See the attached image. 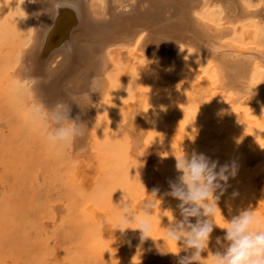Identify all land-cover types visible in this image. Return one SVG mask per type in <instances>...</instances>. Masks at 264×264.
Segmentation results:
<instances>
[{
    "label": "bare ground",
    "instance_id": "6f19581e",
    "mask_svg": "<svg viewBox=\"0 0 264 264\" xmlns=\"http://www.w3.org/2000/svg\"><path fill=\"white\" fill-rule=\"evenodd\" d=\"M145 2H147V7H144ZM253 2L255 3L252 4ZM0 5V15L4 14L7 9L10 10L12 6L16 5L20 7V11L18 12L20 14V16H18L20 17L19 22H21L22 25L24 23L26 26L24 29H27V34L22 31L27 35L24 36L27 37V40L23 38L26 40L25 46L19 49L18 53L16 52L18 56H15L17 57L15 60L17 61V67L15 71L13 69L14 74L12 75L15 81L19 84L29 83L34 108L38 110L42 116H44L53 105L63 101L70 104L71 111L69 119L76 120V117L79 116L80 119L78 123L83 124L86 128L85 134L83 136H77L72 142L73 153L76 155V161H79L77 163V169L80 174L83 175V179H85L86 182L90 181L89 175L93 173V170H97L99 167L96 163L97 156L94 150H97V148L101 146L102 141H104L105 136H107V132L102 129L103 118L105 119L109 116V111L112 114L114 107L110 108L111 105L109 106V104L114 103L118 105V114L121 115V120H123V125L120 130H122L128 140V155L134 160L135 158L137 159V166H143L145 175L149 173L150 176H152L151 178H153L158 174L156 170L150 166L152 161L155 160L154 152L163 155L161 157V162L163 157L167 158L164 160L169 162L168 165L164 167L165 171H163L165 173H163L164 194L157 195L156 198L158 200L155 201V206L152 210H149L151 215L157 206L161 215L172 217L169 215V209H171L170 206L173 204L172 202L175 198L167 195V193L171 191L170 183L176 182V176L180 174L175 168V157H180L184 153L190 156L195 152L197 154H204L210 161H217V171L220 166L226 164L225 161L232 160L237 171L236 173L241 175L242 181L244 180L242 185H245V191L247 192V196L243 195L247 197L246 202H244L245 209L254 207L256 213L264 218V49L261 48L264 45L258 46L254 43L256 40H254V42L251 41V39H258L257 36L259 34V37L264 38V36H262L264 32H261L262 29L259 28L264 25V0H138L134 6L131 4V0H0ZM126 7H130L131 10L125 11L124 9ZM15 10H17V8ZM215 16L216 18H214ZM9 17L14 20L12 15ZM261 28H264V26ZM13 29H15V27ZM20 29L21 28H19V30ZM234 35L237 36L236 39L233 38ZM19 36L22 37L23 35L20 34ZM23 39L22 41L24 42ZM20 41L21 40H19V43H21ZM257 42L259 43V40ZM21 45L24 44L21 43ZM180 49H182V51H180ZM119 51L123 52L121 53ZM5 59H3V61ZM126 62H132V65H134L133 67L138 69V73L143 75L142 81L140 79L137 80L138 78L136 79V81H139L137 84L132 80V82L136 84V90L140 92L141 86H149V91H151L152 94L151 99L153 107L146 109V111L148 110L147 112L150 114L149 117H152L151 120L148 116L147 120L142 117L141 110H143V103H145L143 101L147 100V97L144 100L142 99L143 93L140 95L137 94L138 92L133 94L128 103L117 101V96L119 94L117 88L120 90L121 86L119 87L116 85V82H119L115 79L113 80L114 77L112 74L117 70H121ZM14 64L16 66V62H14ZM127 72L131 74V71L126 70V72L120 73L119 77L125 76ZM3 76L5 77V75ZM7 76L9 77L8 74ZM93 77L98 78L95 85L98 91L90 93L89 101L82 94L88 91ZM127 78L129 77L127 76ZM8 80V82H11V79ZM134 83L131 84L134 85ZM14 86L17 87L16 84ZM20 87H18V89ZM11 89L13 90L14 88ZM20 96L21 95H19V97ZM73 98L80 104L82 109L76 103H73ZM123 101H126V99H123ZM10 104L11 103H9V105ZM14 104H16V102ZM115 113L117 114L114 109V114ZM20 116L22 115L20 114L18 117ZM15 117L18 121L23 118L22 116L19 120L17 115ZM25 119L28 118L25 116ZM106 120L108 121V119ZM28 121L27 124H29ZM49 123L51 125L50 121ZM30 127L32 128V125ZM30 127L28 126L29 129ZM151 127L164 137V141H162L164 143H162L160 152L157 150V147L152 151L153 147L150 148V142H146V136H148L147 133ZM199 132L201 142H204L203 144L206 146L205 150L193 148L191 146L188 147L187 145L188 148L179 149L180 145L185 140L192 141L191 144H193ZM96 136H98L97 140L95 139ZM27 140H29V138H27ZM196 145L199 146L202 144L198 143ZM26 148L24 149L26 150ZM21 150L22 149H20V151ZM178 150H180L179 153H177ZM156 159L158 160L159 158ZM133 162L134 161H132V163ZM158 162L159 160L157 163ZM165 162L163 161V163ZM132 169L131 167V170ZM75 171L76 169H74V172ZM121 173H123V169ZM140 173L141 172L137 174ZM97 175L99 176V173H97ZM142 175H144V172H142ZM75 176L73 177L75 178ZM113 177L111 179L112 182ZM237 179L233 178L230 180L235 184ZM227 184L229 183L227 182ZM79 185H81V183H79ZM82 185H85L84 182ZM146 186H148V184H146ZM83 187L84 186H82V188ZM108 188H110V186ZM138 190L139 189L131 192L129 198L125 196V200L130 204L129 207L140 212L142 215L141 218H143L144 201L146 199L152 200L154 197L151 196V189H149L150 191L145 189ZM125 192L129 193L128 191ZM231 193H233V190ZM68 194L70 195V193ZM79 194H81V191ZM84 195L82 191V196ZM226 195L224 193V197ZM77 196L80 198L81 195ZM229 196H234V194H230ZM160 198L164 201V206L160 204ZM224 199H226V197ZM224 199L222 198L220 200L222 201ZM242 199H244V197ZM73 200L76 201L77 199L74 198ZM224 201L227 202V200ZM240 201L239 204L242 205L243 200L241 203ZM229 202L230 201L227 203ZM95 203L94 201L93 204ZM73 204L75 205V203ZM99 205H101V203H99ZM68 206H70V204ZM221 206L222 205H220V207ZM91 207L93 209L94 206L91 205ZM10 208L12 209V206ZM85 208L87 209V207ZM101 208H103V206ZM252 208L251 210H254ZM11 209L10 211L13 210ZM86 209L84 211L85 213L88 212ZM228 210L230 211V209ZM14 211L15 209L12 212L13 214L16 213V211ZM90 211L91 210H89L88 214L91 215ZM84 212L82 211V213ZM134 213L137 214L136 212ZM102 214L103 213H100L101 216L99 214L97 215L98 219L100 217L101 222L103 219L105 220V216L103 215L104 217H102ZM97 223L95 220V225ZM3 224L5 227L10 225L6 226L5 223ZM13 224H11V227ZM117 225L118 224L113 227ZM18 227L21 228V225ZM110 227L112 226L110 225L109 228ZM75 228H77V226ZM152 228L150 233L151 237L141 241V234H139L135 238L137 252L141 262L139 264H178L177 259L181 257V252L179 256L171 253L178 250L176 245L172 241L166 240L171 246L170 249L166 242L162 240L161 231L158 228ZM217 228H215V230ZM94 230L93 227L92 234L90 233L91 236L89 237L93 240H95V238L99 240L100 237H96L98 231L96 232ZM110 230L111 229H108V231ZM7 232H10L9 229ZM13 232H15V228ZM88 232L86 231V233ZM223 232L225 235L226 232ZM110 233H112V231H110ZM117 233H119V231ZM124 233L120 235L125 238L126 234L124 235ZM213 233L214 232H212V234ZM114 234H116V232H114ZM220 234L223 235L221 232ZM93 235H95V238ZM19 236H22L21 232ZM122 236L121 238L124 239ZM219 236L221 237V235ZM80 237L83 238L82 236ZM112 237L114 236L112 235ZM16 238L17 237H15V239ZM75 239H73V241H75ZM104 239L106 238H103V241H101L104 242ZM82 240L83 239L80 241ZM90 241L89 239V242ZM109 241L111 242V240L108 239V242ZM116 241L115 239V242ZM89 242L87 243L88 247L90 245ZM115 242L114 244H111V242L110 245L107 246L111 247V245L115 246L119 244ZM126 242L128 241L126 240ZM92 244H94V246L98 245L96 249L102 248V250L100 249L101 253L99 249L90 253L96 251V253L105 256L104 253L107 252L106 256H109L108 250L110 249L108 247V249L103 248V246L108 243H103L102 247H99L102 243L99 245V243L95 244L93 241ZM88 250H90V248ZM120 250L122 251V248ZM102 251L105 252L102 253ZM208 251L209 250H207V252ZM204 252L206 254V251ZM91 255L92 254H90V258L93 257ZM81 259L83 260L84 258ZM79 261L80 264L81 260Z\"/></svg>",
    "mask_w": 264,
    "mask_h": 264
},
{
    "label": "rangeland",
    "instance_id": "374dc122",
    "mask_svg": "<svg viewBox=\"0 0 264 264\" xmlns=\"http://www.w3.org/2000/svg\"><path fill=\"white\" fill-rule=\"evenodd\" d=\"M254 3L255 2H253L252 4H254ZM0 7H1V5H0ZM16 8H17V10H15ZM19 9H20V7L15 5V6L10 7V10L7 9V11L4 13L6 15H4V14L0 15V18H1L0 19V25L2 24L0 26V55H3V56H0V71H1V73H0V77H1L0 78V85H1L0 86V217H1L0 223H2V224H0V264H39V263L40 264H66V263L72 264L73 262H75L73 264H77V263L79 264V262H80L79 260H81L80 264H87V263L91 264L92 262H93L92 264H102V263L103 264H120V263L121 264H139L141 262H140V258L138 256L137 243H136L135 238L139 234H141V231L139 229L133 230L134 228L137 227V225L136 224H130L129 225V227H131L133 229H131V230L127 229L124 231L125 233L123 232L124 235L126 234L125 238L122 235H120L123 233H121V231L119 229L116 230L115 227H113V226H115L116 224H119L121 217L123 215V207L124 206L127 207L129 212H131V213L136 212L137 217H140V218L142 217L141 213L136 211L135 209L133 210L132 208H130L129 207L130 204H128V202L125 200V196L127 198H129L131 192H134L137 189H139L138 191L144 190V189L150 191L149 189H151L150 193H152L153 189H158L159 191H158L157 195L164 194L163 193V191H164L163 181H164V174L165 173L163 171H165L164 167L166 165H168L169 162L164 160V159H167L164 157L162 158V162H161V157L163 155H159L158 153L154 152L155 160L152 161L150 166H151V168H154L158 174H156V177H153L154 179L151 178L152 176H150L149 173L145 175V171L143 169V166H137V159L135 158V160H136L135 161L133 158H131L130 155H128L129 154L127 151V150H129L128 146H127L128 140H127V137H125V134L122 132V130H120L121 126L123 125V120H121L122 119L121 115L118 114L119 113L118 112V105H116L114 103L113 104L110 103L109 104V106L111 105L110 108L114 107L113 111L111 110L112 114L110 113V111L108 112L109 116L105 119L103 118V123H102L103 127L101 126L103 131L107 132L106 133L107 136H105V139H104V141H102L101 146L99 148H97V150H94V153L97 156L96 157L97 158L96 163L99 166L98 167L99 170H98V168H97V170L96 169L93 170V173H91V175H89L90 181L86 182V180L83 179V175H81L79 170L77 169L78 168L77 163L79 161H76V157H75L76 155H75V153H73L74 152L73 151V143H72L73 141H71L69 143H65V144L53 145L47 139L45 140V138H46L45 128L51 126L49 121H47V120L44 121L45 120L44 116H42L40 114V112L34 108V104H33V101L31 99V92H30L29 83L19 84L15 81L14 76H12L14 74L13 69L15 71V68L17 67V61H15L17 59V57H15V56L16 55L18 56V54H17L18 50L21 48H24L26 40H27V37H24V36H27L26 35L27 29H24L26 26L24 23L22 25V23L19 22V19H20V17H18V16H20V14L18 13L20 11ZM9 13H10V15H12V17H14L13 18L14 20H12V18L9 17L10 16ZM16 15H17V19H16ZM5 16L7 19L5 18ZM214 18H216V16ZM3 20H4V22H3ZM7 23H9V24H7ZM4 26H5V28H4ZM12 26H13V28L15 27V29H13ZM262 26H264V25H262ZM262 26H260L259 28L262 29L261 32H264V28H261ZM19 28H21V29L19 30ZM2 30H3V32H2ZM17 31L19 34L17 33ZM22 31L25 32L26 34L23 33ZM13 33H14V36H16V37L13 36ZM20 34L23 36L20 37L19 36ZM17 35L19 36L18 39H17V37H18ZM259 35L257 36L258 39H256V38L251 39V41L254 42V40H256L254 42V43H256L255 45L262 46V45H264V38L259 37ZM262 36H264V35H262ZM236 37H237L236 35L233 36V38H235V39H236ZM23 38H25L26 40H24ZM22 39L24 40V42L22 41ZM19 40H21L20 42L23 43L24 45H21V43H19ZM258 40H259V43L257 42ZM261 48L264 49V46H262ZM119 52L122 53L123 51H119ZM3 59H5L4 60L5 62L3 61ZM1 61H2V63H1ZM14 62H16V66H15ZM133 63H134V61H133ZM133 63L132 62H126L121 70H117L114 74H112L114 77L113 80L115 79L119 82V83L116 82V85H118L119 87L121 86L120 90H119V88H117L119 91V94H120V95L118 94V96H117L118 97L117 101L128 103L133 94H136L138 92L137 94L140 95L143 93L142 99L144 100L147 97V100L143 101L145 103H143V108H142L143 110H141V113H142V117H144V119L147 120L148 117L150 116V114H148V112H147L148 110L146 111V109H150L153 107V102L151 99L152 94H151V91H149V86H146V85L140 87V92L136 90L137 89L136 84L139 82V81H136V79L138 78L137 80L140 79L142 81L143 75L138 73V69H136V67H133L134 66V65H132ZM10 64H12V65H10ZM128 64H130V65H128ZM130 66H132V67H130ZM1 69H3V70H1ZM126 70L131 71V74L129 72H127L125 76L119 77V74L122 72H126ZM3 71H5V72H3ZM7 74L9 75V77L7 76ZM3 75H5V77ZM127 76L129 78H127ZM6 79L7 80L11 79V82H8L10 80L7 81ZM130 80H131V82H130ZM132 80L135 81L136 84L134 82H132ZM4 81H5V84H4ZM14 83L17 85V87L14 86L15 85ZM129 83H130V85H129ZM131 83H134V85ZM4 86H5V88H4ZM11 86H13V87H11ZM20 86H22V87H20ZM27 86H29V87H27ZM18 87H20V88L18 89ZM122 87H123V89H122ZM142 87L143 88L146 87V88L143 89ZM11 88H14L15 90L14 89L12 90ZM19 95H21V96L19 97ZM27 96L29 99L27 98ZM16 97H18V98H16ZM22 97H24V98H22ZM24 99L25 100L27 99V100L25 101ZM123 99L124 100L126 99V101H123ZM13 102L14 103L16 102V104H14ZM9 103H11V104L9 105ZM17 103H19V104H17ZM114 109H115V112H117V114L116 113L114 114ZM20 114L23 116L22 120H20V117H22V116L18 117ZM16 115L20 121L17 120V118L15 117ZM39 115H40V117H39ZM25 116L28 119L30 116L29 121H28V119H25ZM118 118H120V119H118ZM149 118H150V120L152 119V117H149ZM106 119H108V121ZM119 120H121V121H119ZM27 121L30 125L27 124ZM42 121H44V122H42ZM114 123L117 126H115ZM31 125H32V128L30 127ZM28 126L30 127L31 130L28 128ZM111 129L113 130V132ZM206 130H207V128H206ZM196 132H198V131H196ZM118 133H120V134H118ZM151 133H154V134H151ZM121 134H122V136H121ZM123 134H124V137H123ZM147 135L149 137L146 136V142H150L149 143L150 148L153 147L152 151L155 147H157V150H159V152H160L162 149V143H164V142H162V141H164V137L162 135H160V133H158L153 127H151V129H149ZM43 136H45V137H43ZM22 137H24V138H22ZM159 137H161V138H159ZM27 138H29V140H27ZM97 138H98V136H96L95 139L97 140ZM198 138H199V140H198ZM149 139H152L153 142H152V140H149ZM28 141H30V142H28ZM31 141H32V144H31ZM191 142L192 141H189V140L183 141V143L180 145L179 149L180 148L185 149L187 146L188 147L191 146L193 148H198V149L201 148L204 150L206 149L205 144H203L204 142H201L200 132L197 133L195 142L193 144H191ZM25 143H27V144H25ZM198 143L202 144V145H199V146L196 145ZM121 144H122V147H121ZM28 146H29V149H28ZM24 148H26V150ZM20 149H22V150L20 151ZM32 149H33V152H32ZM24 150H25V152H24ZM15 151H16V153H15ZM179 152H180V150H178L177 153H179ZM18 158H20V159H18ZM28 158H30V159H28ZM156 158H159L158 163H157L158 160ZM131 160L134 162L132 163ZM163 161L164 162L166 161L165 162L166 164L163 163ZM225 163L230 165V166L234 165V162L232 160L225 161ZM100 164H101V166H100ZM175 164H176V160H175ZM117 166H118V168H117ZM129 167H130V169H129ZM131 167L133 168L132 170H131ZM74 169H76L75 172H74ZM122 169H123V173H121ZM140 170H142V171H140ZM77 171H78V173H77ZM139 172H141V173L137 174ZM142 172H144V175H142ZM97 173H99V176L97 175ZM179 175L176 176V180H177ZM70 176H72V177H70ZM73 176H75V178ZM136 176L140 179H138ZM161 176H163V177H161ZM235 176H230L231 178L229 177V180H228V183L230 185L227 184V187L225 186L226 191L224 193H225V195L227 194L225 196L226 199H224L225 198L224 194L222 195V197H220V199L223 198L224 200H227V202L228 201H230V202L227 203L224 200L218 201L219 202L218 203L219 208H217V210H216V217L214 219H215V222H217L219 224H226L227 220H230L232 218V216H234V214L238 215L239 210L242 211L245 209V207H244L245 203L244 202H246V199H247V197H245V196H247V192L245 191L246 190L245 185H242L244 180L243 181L241 180L242 178H241V175L239 173H236ZM112 177H113L114 183L111 180ZM145 177H146V179H145ZM237 177L239 180L237 179ZM69 178H71V179H69ZM233 178L237 179L235 184H233V181H231ZM99 179H101V180H99ZM136 179H138V180H136ZM74 180H76V181H74ZM82 180H83L85 185H82V183H83ZM79 183H81V185H79ZM145 183L148 184V186H146ZM231 183L234 187L231 185ZM82 186H84V187L82 188ZM92 186L94 187V189ZM109 186H110V188H108ZM112 186H114L115 188ZM242 186H244V187H242ZM107 188L109 189V191ZM232 188H234V189H232ZM110 190H111V192H110ZM113 190H114V192H113ZM123 190L128 191L129 193H127ZM232 190H233V193H231ZM76 191H77V194H76ZM80 191H81V194H79ZM82 191L84 192L85 197L82 196ZM226 192H228V193H226ZM68 193H70V195ZM88 193H91V194H88ZM230 194H234V196H229ZM77 195H81L80 198ZM243 195H245V196H243ZM87 196H88V198H87ZM159 197H161V196H159ZM236 197H237V200H236ZM243 197L245 200L242 199ZM74 198L77 199L76 200L77 203H76V201L73 200ZM70 199H71V201H70ZM231 199H232V202H231ZM238 199H240L241 201ZM101 200L105 203H103ZM160 200H161V198H160ZM242 200H243V202H242ZM89 201H90V203H89ZM94 201L96 203H98L100 201L99 203H101V205H99V203L97 205H95L96 203L93 204ZM239 201H240V203L242 202L243 204L242 205L239 204ZM72 202L75 203V205ZM221 202H223V203H221ZM88 203H89V205H88ZM172 203L173 204L170 206L171 209H169V215L172 217H169V216L167 217V215L166 216L161 215L160 211H158V209H157L158 207L156 206L155 207L156 209L152 212L151 221H150L151 225L153 224L152 227L158 228L161 231L162 240H164L166 242V244L168 245V247L170 249H171V246L168 244V242H167L168 240L166 238V231H167L166 229L174 220H179L182 218L181 215L179 216L180 211L177 207V205L180 202L177 199H174ZM69 204H70V206H68ZM160 204L163 206L165 205L163 200L160 201ZM230 204H231V206H230ZM248 204H250V203H248ZM91 205L94 206L93 209H92ZM98 205H99V207H98ZM220 205H222V206L220 207ZM9 206L10 207L12 206V209L13 210L15 209L16 213L13 214L12 213L13 210ZM84 206L87 207V209ZM95 206H96V208H95ZM102 206H103V208H101ZM119 206H120V208H119ZM7 207H9V208H7ZM224 207H226V208H224ZM88 208H91V209H88ZM234 208H235V210H234ZM251 208H249V209H251ZM10 209L12 211H10ZM16 209H18V210H16ZM85 209H86V211H88L87 213L84 212ZM96 209H97V211H96ZM130 209H132V210H130ZM228 209H230V211ZM252 209H254V207ZM81 210L84 213H82ZM89 210H91L90 211L91 215L94 214L95 216L94 215L91 216L90 214H88ZM92 210H94V211H92ZM3 212H6V213H3ZM10 212H11V214H10ZM54 213H55V215H54ZM58 213H59V215H58ZM100 213H103L102 217L105 216L104 217L105 220L103 219L102 222L100 220V217L98 219V216H97L98 214L100 215ZM17 214H19V215H17ZM3 216H4V219H3ZM6 217H7V219H6ZM227 217H229V218H227ZM14 218H15V220H18V221H15ZM166 218H168V219H166ZM129 219L131 220L132 218L129 217ZM95 220H96V223L98 222L96 225H95ZM191 220L193 223L195 222V218H192ZM12 221H14V222H12ZM160 221H161V223H160ZM162 221H163V223H162ZM33 222H34V224H33ZM3 223H5L6 226L9 224L10 225L5 227ZM101 223H104V224H101ZM105 223L107 225V230H106ZM11 224H13L12 227H11ZM27 224H28V227H27ZM20 225H21L22 229L20 227H18ZM108 225L109 226L111 225L112 227L109 228ZM76 226L78 229L75 228ZM102 226H103V229H102ZM35 227H36V229H35ZM93 227L95 229L94 231H96V232L98 231L97 233L101 235L100 236V235L96 234L97 238L100 237L99 240H96L95 235H93L95 240H93L91 237H89L92 234ZM14 228H15V232H13ZM17 228H19V229H17ZM99 228H101V229H99ZM215 228H217V227H215ZM215 228L213 230V232H214L213 234L215 237L213 236V234H211V238H212L211 243L212 244L210 243L209 248L207 249L209 251L207 252V250H206V254H205V252L201 253L202 258H203V264H210L209 258L211 257V255L213 253H215L218 250V248H219V250H222V247L215 243V240H216L215 238H216V236L220 237L219 235H221V237H223L224 236L223 231L226 232V230L221 229V228L218 229L219 227L217 228L218 230L217 229L215 230ZM8 229L10 232H7ZM68 229L70 232L68 231ZM85 229H87V230H85ZM108 229H111L110 231H112V233H110V231H108ZM113 229H115L116 231ZM72 230H73L74 234L72 233ZM63 231H64V233H63ZM86 231L87 232L89 231V232L86 233ZM118 231H119V233H117ZM20 232H21L22 236H19ZM114 232H116V234H114ZM217 232H218V234H217ZM220 232L223 233V235L220 234ZM14 234L15 235L17 234L18 236L17 235L15 236ZM112 235L114 237H112ZM72 236H74V237H72ZM80 236H82L83 238H81ZM86 236L91 241L93 240L95 244L99 243V245H100L102 243L101 246H99V247H102L103 243L104 244L108 243V244L104 245L103 248L108 247L110 250L112 249L114 251L108 250L109 256H106L107 252L104 253L105 251H102V253H104L106 257L103 256L102 254H100L101 253L100 249L102 250V248H100V249L97 248V249H99L100 253H96V251L94 253H90V252H93L94 250H97L96 246H98V245L94 246V244H92L93 241L89 242V239ZM117 236H118V238H117ZM121 236L124 239H122ZM15 237H17V238L15 239ZM79 238H81L83 240L80 241L81 239H79ZM103 238H106V239H104V242H102ZM67 239H68V241H67ZM73 239H75V241H73ZM108 239L111 240L112 243L110 241L108 242ZM115 239L118 242L117 241L115 242ZM70 240H72V241H70ZM126 240L128 242H126ZM76 241L78 242L79 245L82 246V248H81V246H79L77 244ZM97 241H99V242H97ZM113 241L115 243H119V244H117L115 246L111 245L112 248L107 246V245H110V243L114 244ZM88 242L90 244L89 247L87 245ZM134 243H135V245H134ZM74 244H76L77 247ZM126 244H128V245H126ZM175 245H176L178 250L181 247H183L182 244L181 245L175 244ZM213 245H214V247H213ZM91 246L93 247V249ZM120 246L122 248V251L120 250L121 249ZM69 247L71 248V250ZM74 247H75V249H74ZM89 248H90V250H88ZM124 248H126V249H124ZM91 249H92V251H91ZM130 252H131V254H130ZM133 252H135V253H133ZM90 254H92L91 256H93V257H91L92 259L90 258ZM189 254H190V251H187V252L181 251V257L185 256V255H189ZM65 257H66V259H65ZM81 258H84V259L82 260ZM119 260H120V262H119ZM103 261H105L106 263ZM177 261H178V259H177ZM132 262H134V263H132Z\"/></svg>",
    "mask_w": 264,
    "mask_h": 264
},
{
    "label": "clouds",
    "instance_id": "9594fccd",
    "mask_svg": "<svg viewBox=\"0 0 264 264\" xmlns=\"http://www.w3.org/2000/svg\"><path fill=\"white\" fill-rule=\"evenodd\" d=\"M137 2L138 0H131L133 6ZM147 6L145 2L144 7ZM124 10L131 9L126 7ZM97 79L93 77L88 91L82 94L89 101L90 93L98 91L95 87ZM73 103L81 108L75 98ZM70 111V104L60 101L44 114L45 120L51 122V126L45 128L46 139L51 144L69 143L77 136L85 134V126L78 123L79 116L76 120L69 119ZM175 158V168L180 175L176 182L170 183L171 191L167 195L180 202L177 207L182 219L174 220L167 227L166 238L177 245H183L179 250L171 252L172 254L179 256L182 250L190 251L189 255L179 257L178 264H203L201 253L209 248L214 227L226 230V234L216 237L215 243L221 245L222 250L211 255L210 264H264V218L255 210L245 209L232 216L226 224H219L214 219L219 208L218 201L226 191L229 177L236 174L235 166L225 164L217 171V161H210L204 154L195 152L190 156L184 153ZM158 191L153 189L151 196L154 199L144 201L143 218H137L135 213L129 212L124 206L123 215L115 229L123 233L127 229H133L129 227L130 224H136L137 227L133 230L141 231V241L151 237L149 210L153 209L155 201L158 200ZM191 218H195L194 223Z\"/></svg>",
    "mask_w": 264,
    "mask_h": 264
}]
</instances>
